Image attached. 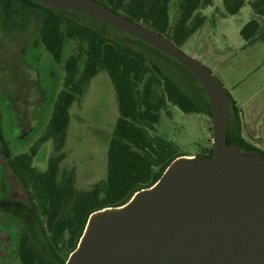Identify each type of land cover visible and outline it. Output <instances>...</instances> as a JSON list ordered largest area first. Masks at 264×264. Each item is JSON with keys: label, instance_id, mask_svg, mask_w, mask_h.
I'll use <instances>...</instances> for the list:
<instances>
[{"label": "trees", "instance_id": "16d2710c", "mask_svg": "<svg viewBox=\"0 0 264 264\" xmlns=\"http://www.w3.org/2000/svg\"><path fill=\"white\" fill-rule=\"evenodd\" d=\"M95 1L158 32L178 48L204 23L205 18L198 16V11L211 4V0H181L179 18L171 27L168 12L171 0ZM244 1L225 0L227 15H236ZM251 8L256 15L264 17V0H253ZM70 15L112 29L79 14L47 8L38 0H0V32L8 34L33 27L41 45L57 63L70 41L76 43L77 49L66 59L62 90L57 96L47 129L36 145L28 153L13 157L6 142L1 139L0 152L29 196L28 205L14 202L23 209L11 208L8 211H16L14 214L21 219L32 213L42 235L36 238L31 228L19 233L17 257L21 264H65L77 249L91 214L125 205L137 192L152 187L175 159L186 156L178 154L172 142L149 133L154 131L161 112L172 106L184 114L212 116L201 85L178 63L125 35L188 74L196 84L190 89L182 88L144 54L110 40L93 25L81 23ZM258 30V23L252 20L241 29L240 35L247 45H251L262 39L257 35ZM100 71L107 72L114 87L119 116L108 143L105 179L88 190H78L74 169L62 173L59 178V165L64 159L61 151L69 125V110ZM226 93L230 105L228 144L264 157V153L243 140L241 110ZM51 139L57 156L48 161L44 172L37 171L32 167L33 159L39 147ZM212 157L213 145L206 154L196 158Z\"/></svg>", "mask_w": 264, "mask_h": 264}, {"label": "rangeland", "instance_id": "374dc122", "mask_svg": "<svg viewBox=\"0 0 264 264\" xmlns=\"http://www.w3.org/2000/svg\"><path fill=\"white\" fill-rule=\"evenodd\" d=\"M224 1L211 0L210 6L198 11V16L205 21L179 49L208 68L238 101L244 126L242 138L264 153V17L253 12V0H245L240 11L229 16ZM180 2L171 0L169 3L171 27L179 18ZM70 18L93 25L75 16L70 15ZM252 20L258 23L257 35L262 39L247 45L240 32ZM93 27L110 40L147 56L182 88L196 85L177 65L132 37L117 30ZM76 50V43L70 41L57 63L41 45L33 27L8 34L0 32V147L2 139L13 157L28 153L45 133L62 90L66 59ZM38 78L41 89L37 85ZM69 114L59 178L74 169L76 189L88 190L107 175L108 143L119 116L116 93L106 71H100L89 81ZM149 133L172 142L178 154L189 158L204 155L212 147L211 118L184 114L177 107L169 106L166 112H161L154 131ZM55 156L51 139L39 147L32 167L44 172L48 161ZM28 200L26 190L0 154V264H21L17 257V237L21 231L31 228L36 238L42 236L32 213L31 218L26 214L21 219L14 214L16 211H8L23 209L19 203L28 205Z\"/></svg>", "mask_w": 264, "mask_h": 264}, {"label": "water", "instance_id": "95a60500", "mask_svg": "<svg viewBox=\"0 0 264 264\" xmlns=\"http://www.w3.org/2000/svg\"><path fill=\"white\" fill-rule=\"evenodd\" d=\"M161 52L188 71L211 108L212 159H175L150 188L89 217L65 264H264V157L227 141L229 98L212 72L166 37L95 0H38Z\"/></svg>", "mask_w": 264, "mask_h": 264}, {"label": "flooded vegetation", "instance_id": "af4514ba", "mask_svg": "<svg viewBox=\"0 0 264 264\" xmlns=\"http://www.w3.org/2000/svg\"><path fill=\"white\" fill-rule=\"evenodd\" d=\"M37 73H38V72H37ZM38 76H39V74H38ZM37 85H38V87H39V78H38V81H37ZM39 88H40V87H39ZM40 89H41V88H40ZM41 91H42V90H41ZM43 95H44V94H43V91H42V96H43ZM42 96H41V97H42ZM41 100H42V98H41ZM41 100H40V102L37 104V106L40 105ZM37 106H36V107H37ZM0 154H1V152H0ZM1 155H2V154H1Z\"/></svg>", "mask_w": 264, "mask_h": 264}, {"label": "crops", "instance_id": "0c3cea01", "mask_svg": "<svg viewBox=\"0 0 264 264\" xmlns=\"http://www.w3.org/2000/svg\"><path fill=\"white\" fill-rule=\"evenodd\" d=\"M230 94V93H229ZM232 98H233V100L236 102V104H237V106H238V101H236L235 99H234V97L233 96H231ZM239 107V106H238ZM240 108V107H239ZM241 110V109H240ZM241 117H242V115H241ZM243 130H244V126H243Z\"/></svg>", "mask_w": 264, "mask_h": 264}]
</instances>
